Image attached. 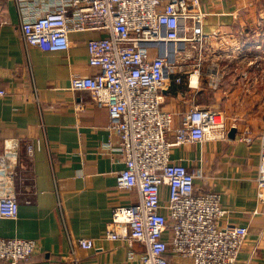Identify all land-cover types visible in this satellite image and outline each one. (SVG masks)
Returning a JSON list of instances; mask_svg holds the SVG:
<instances>
[{
  "label": "crops",
  "instance_id": "crops-1",
  "mask_svg": "<svg viewBox=\"0 0 264 264\" xmlns=\"http://www.w3.org/2000/svg\"><path fill=\"white\" fill-rule=\"evenodd\" d=\"M257 2L187 0L190 12L205 14L204 54L197 67V55L186 63L191 72L198 68L197 73L184 75L181 83L171 82L163 91L162 106L173 113V129L193 105L222 112L228 131L236 129L233 139L172 149L175 160L197 172V189L221 194L226 211L222 221L247 228L236 264H264V190L255 182L264 94L255 80L261 72L236 71V78L246 77L244 83L236 81L235 70L227 64L235 55L218 47L239 33L264 27V10ZM21 19L18 0H0V86L6 91L0 97V153L5 139H20L18 213L14 219L0 218V238L37 241L26 264H141L142 245L130 249L122 240L107 238L112 209L138 201L135 189L116 185V173L124 164L113 150L118 136L107 128L108 109L95 105L88 91L70 86L72 76L96 72L88 65L86 44L100 33H72L68 51H46L25 45ZM36 141L40 149L29 156L26 146ZM160 195L165 203L166 187ZM81 237L93 239L94 249L79 248ZM169 263L192 264L179 257Z\"/></svg>",
  "mask_w": 264,
  "mask_h": 264
},
{
  "label": "built area",
  "instance_id": "built-area-1",
  "mask_svg": "<svg viewBox=\"0 0 264 264\" xmlns=\"http://www.w3.org/2000/svg\"><path fill=\"white\" fill-rule=\"evenodd\" d=\"M18 9L26 46L66 52L70 34L100 33L86 44L88 65L96 72L72 76L70 86L88 91L95 105L108 109L107 128L118 136L113 150L124 164L116 185L138 192L136 203L112 209L107 238L130 249L142 245L141 264H170L176 257L192 264H236L247 228L223 222L221 194L197 189V172L172 157L175 147L227 139L224 114L193 105L173 129V113L162 106L171 82L198 71L187 68L191 57L185 53L197 52V67L205 14L190 12L187 0H18ZM5 95L0 86V97ZM260 139L255 182L263 191L264 126ZM19 146L18 137L5 139L0 153V218L14 219L18 213ZM39 149V141L26 146L29 156ZM162 187L168 192L165 203ZM37 247L32 239L0 238V261L26 264ZM78 247L94 249L93 239L79 238Z\"/></svg>",
  "mask_w": 264,
  "mask_h": 264
},
{
  "label": "rangeland",
  "instance_id": "rangeland-1",
  "mask_svg": "<svg viewBox=\"0 0 264 264\" xmlns=\"http://www.w3.org/2000/svg\"><path fill=\"white\" fill-rule=\"evenodd\" d=\"M256 4L261 10H264V0H259ZM224 44L225 45L221 44V46L218 47V51L223 54L232 53L235 55L232 62L227 63L230 65V70H235V72H250V70L260 71L261 76L258 74L255 80L259 83L264 94V27L258 26L252 32L249 30L248 35L239 33L230 43L224 42ZM204 50L205 49H203V54ZM155 51V49H152V54H155ZM185 54L192 56L197 55V52L193 48H189V51ZM188 61L189 60H187L186 63ZM181 63H185V61H181ZM188 67L189 65L187 68ZM237 72L234 73L235 80L244 83L246 77L242 78L238 76V78H236V75H238ZM262 97H264V95H262Z\"/></svg>",
  "mask_w": 264,
  "mask_h": 264
},
{
  "label": "water",
  "instance_id": "water-1",
  "mask_svg": "<svg viewBox=\"0 0 264 264\" xmlns=\"http://www.w3.org/2000/svg\"><path fill=\"white\" fill-rule=\"evenodd\" d=\"M235 133H236V129L235 128H230L229 131H228V133H227V136L229 138H232L233 139L235 137Z\"/></svg>",
  "mask_w": 264,
  "mask_h": 264
},
{
  "label": "bare ground",
  "instance_id": "bare-ground-1",
  "mask_svg": "<svg viewBox=\"0 0 264 264\" xmlns=\"http://www.w3.org/2000/svg\"><path fill=\"white\" fill-rule=\"evenodd\" d=\"M195 80H196V78L193 77V78H192V84H195Z\"/></svg>",
  "mask_w": 264,
  "mask_h": 264
}]
</instances>
